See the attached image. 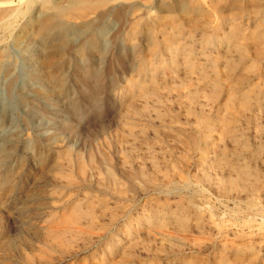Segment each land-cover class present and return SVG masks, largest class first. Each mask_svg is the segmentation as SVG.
Segmentation results:
<instances>
[{"label": "rangeland", "instance_id": "obj_1", "mask_svg": "<svg viewBox=\"0 0 264 264\" xmlns=\"http://www.w3.org/2000/svg\"><path fill=\"white\" fill-rule=\"evenodd\" d=\"M53 1L64 6L70 0ZM73 1L79 4L65 8V11L73 10L68 11L72 15H80V19H68L57 15L52 9L44 10L43 0H0V245L6 243L9 246L5 250L0 247L1 264H178L183 260L215 264L220 255L218 249L225 243L252 246L253 249L243 256L244 263L255 258L254 264H264V223L262 225L259 217L252 221L253 216L244 205L236 207L235 203L222 198L215 189L207 185L199 189L194 178L198 170L195 155H191L188 161L186 159V163L178 164L180 169L178 167L177 173L191 183L190 190L184 191L186 194L193 195V190L199 191L193 197L195 203H199L197 207L201 212L202 232L194 227V218L190 221V230L185 238L175 234L172 227L161 230L160 224L150 225L141 221L148 212L147 202L160 207L175 205L178 198L153 193L141 197V192H138L133 203H120L117 214L113 215L108 209L98 215V210L93 226L86 223L69 225L70 233L74 234L71 242L53 244L47 239L49 231L60 230L64 226L60 220L73 200L87 198L97 203L105 198L109 208L119 201L113 194L105 196L97 184L102 170L100 166L104 167L101 164V151H111L104 148L103 140H111L114 136V126L118 123L116 115L120 109L118 93L129 88L128 84L137 72L122 73L116 69L113 71L115 81L110 76L105 77L102 86L104 93L95 105L96 110H91L94 105H89L80 95L85 86L75 76L77 68L89 65L82 48L89 34L105 47V53L95 50L92 53L96 68L104 71L107 52L113 49L115 34L122 31L121 28H126L108 13L112 7L134 5L131 18L142 26L141 35L134 42L138 51L148 49L144 36L155 28L156 20L180 11L172 5V0ZM197 2L203 10L199 16L200 22L209 23L211 29L220 26L222 16L230 13L231 0H226L218 12L212 8L211 0ZM155 31L157 39L161 40V34L157 29ZM17 37L21 39L17 40ZM58 43L62 44V50L55 53ZM124 49L121 45L116 52L125 54ZM219 50V47L211 48L212 57L219 56ZM111 82L117 84L112 86ZM253 83L258 85L259 81L255 79ZM133 93L130 95L133 96ZM74 106L82 112L79 119L74 118ZM220 107L221 104L213 106V115L216 116ZM219 116L220 120L210 135L211 144H215L213 148L217 147L225 132L223 129H226V116ZM183 121L184 118L175 124L182 127ZM242 133L249 142H253L262 131L249 126L244 127ZM166 141L156 145L155 153L167 152ZM140 152L138 157L145 159L147 155ZM73 155H79L84 159V164L87 163V183L66 161L65 158ZM214 157L213 152L208 155L209 159ZM258 159L257 165L263 168L264 159ZM94 166L98 167L97 172ZM67 172L74 177L71 186L66 185L62 178ZM138 182L134 185H138ZM120 184L124 188L131 185L123 179ZM112 217L116 219L113 224ZM128 230L130 234H127ZM233 236H241L244 242L240 243L238 239L239 242L233 241ZM165 238L173 246L163 243ZM118 240L126 247L128 242L135 241L130 260L121 261L112 250L114 241Z\"/></svg>", "mask_w": 264, "mask_h": 264}, {"label": "bare ground", "instance_id": "obj_2", "mask_svg": "<svg viewBox=\"0 0 264 264\" xmlns=\"http://www.w3.org/2000/svg\"><path fill=\"white\" fill-rule=\"evenodd\" d=\"M190 1L192 2L172 0V5L180 11L171 12L172 14L156 20L155 28L144 36L148 41V49L139 51L135 49L134 42L138 39L137 36L141 35L142 26L131 18L134 5L112 7L108 13L120 24L126 25V28H121L122 31L115 34L112 40L113 49L107 52L104 71L96 68L92 53L94 50L105 53V47L89 34L82 47L87 54L89 65L86 68H77L75 76L85 86L80 95L89 105H94L91 110H96L95 105L104 93L102 86L105 77L113 78V71L116 69L122 73L137 72L128 84L129 88L118 93L120 109L116 115L118 123L114 126V136L111 140H103L104 148H110L111 151H101V164L104 167L100 166L101 175H98L101 178H98L97 184L105 196L113 194L119 201L115 202L113 208H109L105 198L97 203L87 198L73 200L66 215L60 220L64 226L48 233L47 239L53 244L73 240L74 234L70 233L69 225L86 223L93 226L98 210V215L108 209L113 215L117 214L120 203H133L136 195H139L138 192H141V197L153 193L178 198L175 205L167 204L162 205L163 207H154L151 201L147 202L148 212L141 221L150 225L160 224L161 230L172 227L175 234L185 238L190 230V221L194 218V227L202 232L201 212L197 207L199 203L196 204L193 197L199 191L191 190L193 195L186 194L184 191L190 190L191 183H188V179L182 177V174L177 173L180 169L178 164L181 165L186 159L188 161L191 155L197 157L195 165L198 170L194 178L198 188L207 185L215 189L222 198L235 203L236 207L244 205L246 211L253 216L251 220L259 217L263 225L264 167L257 164L258 157L264 159V0H231L230 13L223 15L221 25L213 29L209 23L200 22L199 16L203 10L197 0ZM225 1L211 0L212 8L217 12L221 11ZM101 2L104 3L103 0ZM65 3L66 5L61 6L53 0H43L42 7L44 10L52 9L64 18L80 19L81 16L75 11L74 15L70 13L73 11L71 9H68L70 12L65 11V8L77 3L73 0ZM28 26L29 24L26 25ZM156 29L162 36L161 40L157 39ZM18 39L21 38L17 37ZM121 45L125 48V54L116 52L120 50ZM216 47L220 48L217 51L220 55L212 57L211 48ZM61 50L62 44L58 43L55 53H60ZM1 58L0 52V63ZM255 79L259 81L258 85L253 83ZM115 84L117 82H111L112 86ZM215 104H221L216 116L211 112ZM220 114L226 116V129L221 127L225 132L221 140L216 142L217 147L213 148L215 142L214 145L211 144L210 135L216 128V122L220 120ZM73 115L75 119L82 117V112L77 106L73 108ZM182 118L184 126L178 127L180 125L175 123ZM249 126L254 127L256 131H262L253 142H249L242 133L243 128ZM163 140H170L172 146L166 141L167 152L155 153L156 145ZM139 151L147 155L145 159L138 157ZM212 152L215 157L209 159L208 155ZM65 159L76 169L82 181L87 183L85 175L88 167L87 163L84 164V159L79 155ZM94 169L96 172L99 170L96 166ZM62 176L66 185L74 184V177L68 172ZM121 179L130 183V187L124 188L123 184H120ZM137 181L138 185H134ZM182 194L184 196L179 197ZM114 219L115 217H112V224ZM127 234H130V231ZM233 237V241L238 239L240 243L244 242L241 236ZM119 241H114L112 250L121 261L130 260L135 241L128 242L127 247ZM162 242H167L169 246L172 244L167 238ZM0 247L5 250L9 246L4 243ZM251 248L252 246L246 244L225 243L218 249L220 255L215 264H245L243 256ZM253 260L246 264H254ZM178 264L199 263L183 260Z\"/></svg>", "mask_w": 264, "mask_h": 264}]
</instances>
